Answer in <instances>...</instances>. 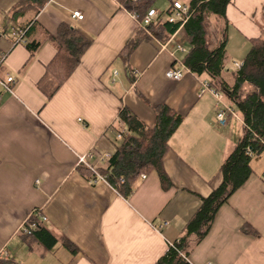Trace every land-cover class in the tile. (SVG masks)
Here are the masks:
<instances>
[{"label":"crops","instance_id":"0c3cea01","mask_svg":"<svg viewBox=\"0 0 264 264\" xmlns=\"http://www.w3.org/2000/svg\"><path fill=\"white\" fill-rule=\"evenodd\" d=\"M159 1L168 3L158 6ZM172 1L179 0H157L153 8L166 11ZM18 2L0 0L3 75L17 81L13 94L0 85V255L7 252L15 264H155L181 238L201 198L221 184V166L236 145L229 127L236 117H229L226 126L215 123L216 100L210 91L201 93L206 76L187 71L181 80L166 76L183 67L189 49L183 28L166 43L153 38L134 50L129 60L133 81L119 54L141 24L124 8V0H51L36 18L23 20L34 21L31 38L43 41L33 58L25 44H16L15 26L2 34ZM76 11L82 20L72 18ZM226 18L224 78L232 83L234 62L243 63L249 40L264 39V0H233ZM62 23L94 41L70 79L47 101L38 84L57 53L51 37ZM160 105L184 118L164 158L171 189L164 190L153 172L126 200L108 182L92 183L79 173L80 157L88 156L87 163L98 169L116 152L121 141L114 126L123 108L152 128L154 108ZM253 161L249 180L191 250V264H264V178ZM36 211L59 239L50 251L20 236ZM246 224L257 235L243 233Z\"/></svg>","mask_w":264,"mask_h":264},{"label":"trees","instance_id":"16d2710c","mask_svg":"<svg viewBox=\"0 0 264 264\" xmlns=\"http://www.w3.org/2000/svg\"><path fill=\"white\" fill-rule=\"evenodd\" d=\"M51 0H19L7 16L2 34L15 26L14 31L22 33V42L33 58L43 45V41L33 40L31 33L34 21L25 23L27 16L36 18ZM157 0H124L123 6L130 13L143 18ZM233 0H191L189 18L185 24H161L153 22L148 26L140 25L136 36L130 40L119 58L127 66L129 77H136L129 65L134 50L143 42L156 39L162 43L169 41L180 29L187 35L189 49L183 58L185 68L197 77L206 76L209 86L221 93L225 100L240 114L243 136L221 166L222 182L205 198L201 206L187 223L181 238L172 244L167 252L155 264H191L188 260L194 246L201 243L209 234L219 210L241 189L251 177L254 157L264 154V39L249 40V50L243 65L233 72V82L228 83L224 74L228 46V21L226 10ZM165 12L172 13L173 5ZM219 28L221 36L215 47L210 41L213 27ZM51 40L57 53L47 65L46 72L38 84L39 90L50 101L66 84L81 63L84 54L93 43V39L71 24L62 23L58 33ZM2 54H0L1 56ZM235 63V62H234ZM156 119L154 127L146 126L128 108L120 112L114 130L121 135L116 152L107 158L104 168L79 165L78 171L88 181L103 177L124 199L129 200L135 193L142 176L157 173L164 190L172 188V182L164 168V158L171 150L170 140L182 125L184 118L174 109L160 105L154 108ZM36 211L26 222L34 225L30 233L20 231V236L28 244L35 243L47 251L59 242L39 217ZM247 235H257L248 224L242 227ZM68 248L72 244L64 242ZM0 264H15L0 255Z\"/></svg>","mask_w":264,"mask_h":264},{"label":"built area","instance_id":"2783aa9c","mask_svg":"<svg viewBox=\"0 0 264 264\" xmlns=\"http://www.w3.org/2000/svg\"><path fill=\"white\" fill-rule=\"evenodd\" d=\"M132 16L136 21H138L143 26H148L152 24L153 22H160L161 24H167V23L176 24L178 22H181L185 24L189 18V5L184 2L176 1L173 5L172 13H167L165 11L152 8L151 10L148 11V13L143 18H141V16L136 13H133ZM72 18L77 19V20H82L84 18V15L81 12L76 11V12H73ZM13 35L15 36L18 42H22L21 32L13 31ZM177 50L182 51V52L184 51L181 46H178ZM5 60H6V55L2 54L0 56V85L6 91L13 94L14 93L13 90H14V87L16 86L17 81L13 76H11L8 73L5 76L3 75V65H4ZM234 65L237 69H240L243 64L235 62ZM185 71L189 72L183 65L181 69L169 70L166 76L172 80H181L184 77ZM207 91H210L216 100V117L214 119L216 124H218L219 126H226L228 124L229 117L237 118L235 109L233 107L226 106V104L223 102L224 96L221 93H217L214 90H212L209 86V80L204 79L202 81L201 93L203 94ZM0 105H1V97H0ZM118 138L121 139L122 136L118 135ZM87 157L88 156L80 157L78 163L79 165H86L94 171V168L87 163ZM145 178L146 176L143 175L142 179H145ZM99 181H105V179L99 176L98 180H95L92 183H97ZM39 215H40L39 217L41 218V220L44 223H46L47 219L44 217H41L40 213ZM167 225H169V222L164 224V226H167ZM33 228H34V225H28V226L24 225L22 228V231L26 233H30ZM3 257L10 259V256L7 252L3 254Z\"/></svg>","mask_w":264,"mask_h":264},{"label":"rangeland","instance_id":"374dc122","mask_svg":"<svg viewBox=\"0 0 264 264\" xmlns=\"http://www.w3.org/2000/svg\"><path fill=\"white\" fill-rule=\"evenodd\" d=\"M181 1V0H179ZM162 1L158 2V6H164L166 5L168 2L165 1V4H161ZM183 2V1H181ZM221 34H220V30L219 28L217 29L215 26L212 28L211 30V34H210V41L212 42V46L215 47L218 40L220 39ZM188 46V45H187ZM236 49V54L238 53L237 48H233L232 50L235 51ZM238 55V54H237ZM237 117H240V114L237 112ZM231 119V118H230ZM230 130L232 132V135L235 137V143H237L239 141V139L242 138L243 136V125L240 121V119L238 120V118H233L230 120ZM253 167L256 170V173L258 174L259 177L264 178V154L260 155V156H256L254 158L253 161Z\"/></svg>","mask_w":264,"mask_h":264}]
</instances>
